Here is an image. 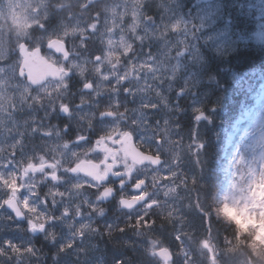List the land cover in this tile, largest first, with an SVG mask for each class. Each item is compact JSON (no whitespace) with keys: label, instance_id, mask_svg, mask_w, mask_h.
I'll return each mask as SVG.
<instances>
[{"label":"rangeland","instance_id":"374dc122","mask_svg":"<svg viewBox=\"0 0 264 264\" xmlns=\"http://www.w3.org/2000/svg\"><path fill=\"white\" fill-rule=\"evenodd\" d=\"M142 3L141 0H130L132 9L131 19L126 23V27H129L128 31L118 36H112L111 43L119 51L129 52L136 47L133 55L140 50H144L158 54L160 58L156 55V58L152 59V64L150 58L143 59L142 63H145L144 66L137 67L138 69L136 70L130 68L128 72L144 77L149 76L163 83V85L167 86L165 90L157 89V91L165 95L175 88L174 84L180 83L181 87L179 89L186 90L188 114L191 115L193 120L201 115L204 105L203 99L206 97L212 95V98L215 99L216 102L212 103V107L216 111L218 106L222 108L224 105H221V102L226 103V100H219L226 89H228V85L224 80V74L228 71L225 66H230L225 58L232 51L225 49L223 52H214L215 58L210 61L201 48V45L205 42V37L202 34L211 27V22L207 19L208 12L215 4L202 5L192 13L198 18L203 16L205 21L204 28L197 32L185 29L181 33L184 37L181 40L179 38L172 40L173 44L169 49L170 43L166 35L158 33L156 29L150 26L151 24L147 23V17L143 14L144 6ZM102 5L106 6V3L104 2ZM261 9L260 16H255V41L257 43H264V41L257 39V34L264 35V7ZM47 14L51 15L49 0H0V223L2 225H15L18 230V232L14 233L17 235L16 237L22 236L20 231L23 228L29 231L33 225L40 227L42 223H47V228L39 234L42 238L47 239L54 235L53 228L56 226L61 230L66 227L68 236H74L79 242H84L88 237L84 236L86 231L104 221L106 214L102 212L103 207H97L95 202L90 199L89 194L86 192L87 189L82 184L72 183L68 180V160H75V155H71L70 150L60 141L62 135L51 123L50 111L52 112L56 109L57 102H50L47 98L42 108V115H40L38 104L36 103V109L33 105H25L24 99L33 93L39 94L43 92L45 88L32 92L25 83L15 78V73L18 76V67L20 65L16 52L19 42L29 39L33 45H46L49 40L51 34L44 29V26L38 30L35 29L41 23L42 15ZM95 26L94 23L82 28L74 25H61V29L65 36L70 35L73 43L79 39L84 40L85 35L89 36L86 33L92 32ZM138 29L141 31L140 34ZM56 32L60 34V28ZM192 34L201 35L203 41L200 42L196 39L187 45V37ZM233 39H236L238 43L246 42L245 39H241L236 33ZM176 42L177 44H175ZM183 47H186L184 57L182 56L180 59L181 56L174 55L173 51L174 49L180 51ZM82 49L84 48L82 47ZM97 53L95 52L94 54ZM204 55L208 58V63L205 70L199 72L197 69L202 66ZM82 56L83 53L75 49V56L71 59V63L74 64L71 66L77 67L81 61H85L84 59L81 60ZM184 60L186 63L183 62ZM219 60L223 61V64ZM119 64L124 69L123 62ZM186 64H188L187 71L181 73L182 69L186 68ZM217 69H221L223 72L222 78H210L212 77L210 74ZM125 74V70H123L116 79V83L120 79H125V85L131 84L133 79ZM235 77H237V74H230V78L235 83H238ZM193 86L203 87L199 95L191 92ZM49 88L51 93L52 86ZM203 91H206L208 95H201ZM257 91L254 105L243 111L242 116L233 123L232 129L226 138L228 158L226 168L227 172L230 171V175L229 179L228 177L226 178L228 180L225 196L230 215L237 219L243 227L255 229L256 238L264 243V86H261ZM202 115L203 118L197 119L195 123L197 127L202 122L211 121L209 112L203 111ZM29 120L37 123L35 125H40L43 131L49 132L47 148L44 155L39 152H26V150L22 151L20 149L25 154H34V156L26 155L27 158L21 160L20 152L17 151L20 147L16 142H9L11 138L9 137V125H7V122L9 124L10 121L18 122L25 128L23 130L26 131L28 127H25V125ZM139 141L150 145L151 138L142 133ZM203 142L204 140H197V136H192L190 142H179L175 152L167 153V163L155 175V179L164 180L160 191L157 192V196L163 193L166 199L175 198L177 185L174 178V170L183 165L185 157L186 161L191 163V165H193L191 156L197 157L202 169L203 162L200 156L204 150ZM185 147L191 152L189 156L184 154ZM243 147L245 148L242 149ZM43 159L58 160V163L61 164L60 168L55 172V174L60 176L58 184L46 181L42 172L30 173L26 170L29 163H40L43 162ZM62 167H66V170L64 171ZM188 172L190 173L189 179L197 178L196 168L190 166L188 167ZM154 185H156V182ZM179 187L181 194H183L185 181H182ZM190 194L194 196L196 193L191 191ZM13 195L26 212L28 223L18 222L6 210L5 201ZM157 200L162 205L165 199L159 196ZM63 209L71 210L73 216L57 220L55 215L58 217L65 216L61 214ZM115 215L120 217L119 213H115ZM189 235L191 236L192 232ZM12 237L14 238V235ZM194 240L196 255L194 260L190 259V264H218L217 257L213 255L215 253V245L211 239L204 236L200 240L197 238ZM9 243L11 247H7L9 250L7 253L15 256V264H40V261L37 263L34 260V256L29 251L26 241L16 238L15 241ZM161 246H163L162 243L151 241V255L155 256V251ZM7 253L4 252L0 256L2 258L7 257ZM86 254V252L83 253V255ZM11 262L13 263V260Z\"/></svg>","mask_w":264,"mask_h":264},{"label":"trees","instance_id":"16d2710c","mask_svg":"<svg viewBox=\"0 0 264 264\" xmlns=\"http://www.w3.org/2000/svg\"><path fill=\"white\" fill-rule=\"evenodd\" d=\"M75 1V0H72ZM144 6V15L147 17V22L151 24V27L156 29L158 33L166 35L167 40L170 43L169 49L172 47L173 41L176 38L180 40L184 37L182 32L184 30H192L197 32L202 30L205 26L203 16L199 18L192 14L198 10L202 5H213L218 2L205 4L202 1H197L195 6L193 2L195 0H141ZM60 0H49L51 15L43 22L46 31L50 34L61 35L65 37L69 45L74 49L83 47L85 41L79 39L72 43L70 35H64L61 29V25L71 26H84L81 22L80 15H85L80 11L79 4L69 3V8H60ZM110 3V0H109ZM243 4V8H236V13L242 14L253 26V31L245 35L244 33L236 30V34L245 39L246 42H239V45L255 44L257 47H264V43H257L255 41V16L262 12L264 3L261 0H240ZM131 4L130 0H112V2L100 13L101 20H99V31L94 34L90 39L86 40L87 45L93 44L101 47L104 43L108 42L109 37L118 36L119 30L124 29L128 31L129 27H126V23L131 19ZM231 10V9H229ZM78 11V15H77ZM189 11V12H187ZM260 16V15H259ZM187 24V26H186ZM39 27V26H38ZM61 30L60 34L56 32L57 29ZM110 32V34H108ZM140 30L138 33L140 34ZM198 39L203 41L201 35L192 34L187 37V45ZM159 45V43H157ZM177 44V42L175 43ZM190 48V47H189ZM136 47L129 52L113 53L114 60L117 62H123L125 70L130 68L138 69L145 65L142 63L143 59L156 58L155 53L146 52L144 50L138 51L133 55ZM101 52V51H100ZM179 50L174 49L173 53L178 54ZM85 56L91 58L93 54L86 52ZM235 55L234 52L229 53L225 59L229 64V58ZM18 56V55H17ZM159 57V55H158ZM184 57V56H183ZM160 58V57H159ZM182 57H180L181 59ZM204 62L197 70L203 71L208 63V58L203 56ZM19 60V58L17 59ZM169 61V60H168ZM183 62L186 63L184 60ZM223 64V61L219 60ZM255 61L252 58H246L244 60H232L230 66H225L227 72L224 74V80L228 85L224 95L219 101L226 100V103L221 102L224 105L222 108L218 106L217 111H209L211 121L202 122L197 125L194 123L191 115L188 114V103H186V95L180 97L177 95V89L181 87L180 83L174 84L175 88L168 94H161L157 89L165 90V85L159 81L152 79L151 77H144L138 74H133L131 84L125 85V79L119 80L118 91L119 96L115 99L102 101L97 109V112L101 109H123L130 112L136 110L137 115L143 116L148 120V124H151L154 129L155 135L160 137L171 139L176 143L192 140V136H197V140H204V150L201 153L200 159L203 162L201 169L199 160L197 157L191 156L193 165L186 161V164L178 169L174 173L176 180V196L173 199H166L164 196V202L162 205L153 207L152 209H146L145 211L138 212V219L133 214L129 218L120 219L115 215V210L106 215L104 221L96 224L92 229L96 230L95 233L107 237V256L105 260L98 259L93 260L90 255L91 251L79 249L82 260L91 261L92 264H164L155 256L150 253L151 241L162 243L169 246L172 250V264H190V259L194 260L196 250H194V239H202L204 236L210 238L215 245V251L225 250L226 253L233 254L232 264H239L240 260H244V264H264V243L256 238V231L253 228L243 227L242 224L230 215V212L224 208L226 199L224 196L226 189V178L228 176L226 163L227 160L223 156L224 145L227 133L230 131L231 126L235 120L242 115V112L255 103V98L258 93V89L251 96V103H245L244 98L238 99V94L232 91L235 83L230 74L235 73L237 77L245 69L242 67L244 64H252ZM161 64V63H160ZM138 65V68H137ZM229 67L232 71H229ZM93 68V67H92ZM186 68L182 69L181 73L187 71ZM224 68V67H222ZM115 67L113 68V70ZM123 71V68H120ZM142 74V73H140ZM143 75V74H142ZM210 78H222L223 72L221 69H217L210 74ZM209 75V76H210ZM77 78H83V75H74ZM117 74L113 75V78ZM205 76V77H209ZM15 78L20 81L15 73ZM149 80H152L149 82ZM142 81V82H141ZM75 83V82H74ZM80 84V82H78ZM49 84H56V82H49ZM77 84V83H75ZM202 86H193L192 93L199 95L202 90ZM41 89V88H40ZM39 89V90H40ZM207 94L203 91L201 95ZM208 95V94H207ZM43 101L53 98L50 93V89L41 93ZM230 97V99H229ZM34 101L36 97L33 98ZM30 101L31 99L28 98ZM204 104L216 102L212 95L203 99ZM226 108V110H225ZM203 110V108H202ZM189 115V116H188ZM28 129L19 131L16 129L13 135V142H16L20 147L17 151L20 152L21 160L27 158V156L34 154L24 153L36 152L38 143L36 137L39 132H32L30 126H33L31 120L25 125ZM197 127V129H196ZM23 129H25L23 127ZM35 136V139H31V136ZM186 148L185 153L190 155V150ZM22 151H21V150ZM27 155V156H26ZM194 167L197 170V178L189 179L190 173H187L188 167ZM185 181V190L181 194L179 185ZM191 191L196 194L191 196ZM194 201L192 202V200ZM192 202V203H191ZM137 224V226H134ZM232 224V225H231ZM102 225V226H100ZM102 228L105 231H102ZM25 232L33 237L30 232L23 228ZM54 229V228H53ZM67 234V229L63 230ZM192 232V235L189 234ZM130 236L128 242L124 245L127 248V253L116 260V253L119 248L120 237ZM36 237H41L36 236ZM16 238V236H14ZM13 239V238H12ZM123 239V238H122ZM124 241V239H123ZM28 249L30 252L34 251V247H37L35 240L30 241ZM56 247L54 244L39 247L44 256L40 260V264H65L63 256L53 255L52 249ZM123 248V245L121 244ZM62 253L66 254V248H62ZM73 251V250H71ZM70 251V252H71ZM86 252V255L83 253ZM1 255V253H0ZM0 264H4L2 257L0 256ZM197 264V263H195ZM229 264V263H225Z\"/></svg>","mask_w":264,"mask_h":264},{"label":"flooded vegetation","instance_id":"af4514ba","mask_svg":"<svg viewBox=\"0 0 264 264\" xmlns=\"http://www.w3.org/2000/svg\"><path fill=\"white\" fill-rule=\"evenodd\" d=\"M67 85L68 93L60 109L63 114L56 115L54 122L57 125L55 128L60 129L59 132L62 135L60 141L70 150L71 155L79 157L68 168L70 171L68 180L72 183H81L80 179L87 181L91 185L95 199L104 188L114 190V198L116 197L113 201L114 205H120L122 198L147 194V199L142 205L131 209L132 212L135 211L133 214L137 215L140 209L147 208L148 204L155 200L157 192L160 191L162 180L155 179L157 171L154 167L140 166L125 154L123 139L129 129L122 128L117 112L112 111L109 116L106 115V111L97 117L83 114L81 116V110L86 107L85 102L91 108L95 105L93 103L102 96L93 93L85 95L84 91L87 89L79 87L71 79L68 80ZM91 87L90 92L96 91L93 82H91ZM112 122H116L117 125L114 126ZM134 140L138 144V136L134 137ZM84 160L94 162L92 168L98 179L105 178L108 172L107 180L97 183L86 175L85 172L90 170V163L84 168L79 166V162ZM42 163L45 164V167L38 172L44 173L46 181L58 184L60 182L59 174H52L60 168L61 164L58 163V160L44 159ZM62 169L65 171L66 167H62ZM50 176H55V178L51 179ZM141 182L143 184L137 187ZM155 182L156 185H154Z\"/></svg>","mask_w":264,"mask_h":264},{"label":"snow or ice","instance_id":"6c2138e0","mask_svg":"<svg viewBox=\"0 0 264 264\" xmlns=\"http://www.w3.org/2000/svg\"><path fill=\"white\" fill-rule=\"evenodd\" d=\"M261 2L264 3V0ZM237 7L243 8L240 0H218L208 12L207 19L210 20L211 27L202 34L205 37V42L201 48L210 61L215 58L214 52H223L225 49H230L235 53L229 58V64L232 60L237 59L252 58L255 61L252 64L242 65L245 70L235 77L238 83L232 89L234 93L238 94V99L244 98L245 103H251L252 94L264 86V47H257L251 43L239 45L238 41L233 39L236 30L245 35L253 31L250 22L242 14L236 13ZM257 39L264 41V35L257 34ZM229 71H232L230 67Z\"/></svg>","mask_w":264,"mask_h":264},{"label":"water","instance_id":"95a60500","mask_svg":"<svg viewBox=\"0 0 264 264\" xmlns=\"http://www.w3.org/2000/svg\"><path fill=\"white\" fill-rule=\"evenodd\" d=\"M94 0H89L87 4L93 2ZM208 1V0H204ZM48 48L55 50L59 53L65 55V58L68 57V52L66 50L65 44L58 39H54L49 42ZM20 54L22 55V63L19 69V75L21 77L26 76L28 83L32 84L34 87L45 83L48 79L59 80L62 73L64 72L55 64L51 63L45 56H43L40 48H35L34 50H28V47L25 43L21 44ZM67 74H70L69 71H66ZM180 95L184 94V91L179 92ZM109 114V113H108ZM125 151L127 155L135 160L138 164L150 163L154 166H158L163 162V159L152 154L144 153L141 149L137 148L134 144V141L130 137L124 139ZM38 166H30L29 170L34 171ZM112 197V193L106 191L98 199L101 201H108ZM145 199V195L135 199H122L123 208H133L136 205L142 203ZM7 207L14 213L15 217L18 220H24L25 214L22 211L19 203L16 201L15 197H12L6 201ZM153 205V204H152ZM44 229V225L40 229L33 227L31 229L34 235L38 234L39 231ZM157 256L166 262L170 259V252L168 249H160L156 252Z\"/></svg>","mask_w":264,"mask_h":264},{"label":"bare ground","instance_id":"6f19581e","mask_svg":"<svg viewBox=\"0 0 264 264\" xmlns=\"http://www.w3.org/2000/svg\"><path fill=\"white\" fill-rule=\"evenodd\" d=\"M120 219H125L129 218L130 215L124 214L119 211ZM134 216V222L137 220L138 215H133ZM134 226H137L135 224ZM105 229L102 228L103 232ZM18 232L16 229V226L13 224H6L2 225L0 223V253H7L8 248L11 247L10 243L8 242L15 241L16 238L28 242V245H30V241L35 240V245L37 247H34V251L31 253L34 256V260L37 261V263L43 258L44 256L43 252L40 251L39 247L43 246L44 244L49 245V244H54L56 247L52 249L53 255L57 254L58 256H63L64 260L66 261L65 264H92L91 261H86L82 260V255L78 254L79 249L91 251L90 255L93 257L92 261L95 260L97 261L98 259L105 260V257L107 256V237H104L102 235H99L98 233H95L96 230L94 229H88L84 236H88L84 242L78 241L74 236H68L61 230L60 228L55 227L54 228V235L50 236L48 239L47 238H42V237H30L24 229H22L20 232L22 233L21 237H16L13 238L12 236H17L14 233ZM13 238V239H12ZM121 240L119 242V248L116 253V260L119 258H122L126 253H127V248L124 245L125 242H128L130 239V236H123L120 237ZM124 241H123V239ZM69 244V245H68ZM121 244L123 245V248L121 247ZM62 248H66V254L62 253ZM73 250V251H71ZM71 251V252H70ZM7 257H3V263L4 264H15V256L10 255V253H7ZM98 258V259H97ZM13 260V263L11 262ZM229 264H232V261L229 262Z\"/></svg>","mask_w":264,"mask_h":264}]
</instances>
